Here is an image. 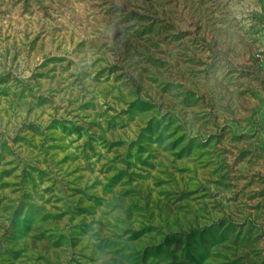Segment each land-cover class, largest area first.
<instances>
[{"label":"rangeland","instance_id":"1","mask_svg":"<svg viewBox=\"0 0 264 264\" xmlns=\"http://www.w3.org/2000/svg\"><path fill=\"white\" fill-rule=\"evenodd\" d=\"M0 264H264V0H0Z\"/></svg>","mask_w":264,"mask_h":264}]
</instances>
